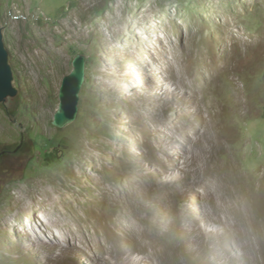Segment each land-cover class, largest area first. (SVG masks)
<instances>
[{
	"label": "rangeland",
	"instance_id": "rangeland-1",
	"mask_svg": "<svg viewBox=\"0 0 264 264\" xmlns=\"http://www.w3.org/2000/svg\"><path fill=\"white\" fill-rule=\"evenodd\" d=\"M0 22L19 90L0 104V212L18 195L47 204L39 191L52 187L69 200L62 212L99 218L108 232L104 248L62 239L59 255L0 230V264H264V0H0ZM141 24L159 25V40L137 34ZM78 54V116L58 128ZM171 122L193 123L191 139L163 143L154 128L169 135ZM107 133L132 153L134 194L109 169L101 180L129 207L74 177ZM219 216L231 228L212 226Z\"/></svg>",
	"mask_w": 264,
	"mask_h": 264
},
{
	"label": "bare ground",
	"instance_id": "bare-ground-1",
	"mask_svg": "<svg viewBox=\"0 0 264 264\" xmlns=\"http://www.w3.org/2000/svg\"><path fill=\"white\" fill-rule=\"evenodd\" d=\"M204 5L205 3L203 1V6ZM212 6L213 4L212 5L207 4L203 9L209 11V9H211ZM207 19L214 20L216 19V15L215 14L209 15L207 16ZM145 20L146 19L143 18V21ZM174 24L180 27V25L177 22H174ZM224 26L225 27L228 26L227 22L226 24H224ZM161 30L162 29L159 25L152 26L150 24H145V25L141 24L138 25L134 31L137 34L145 33L149 37L159 40V33ZM229 35L231 37L236 36V35L234 36V34L232 35L230 33L229 34L227 33V36ZM236 38L238 39L237 43L241 44V46L247 45V47H252V46L256 47L254 45H258V42L254 40L247 42L241 36L240 37L238 36ZM238 98L240 99V95L238 96ZM207 123H208L207 126L212 127L213 119H211ZM160 127L155 126L154 132H156L159 135V138L163 143L167 142V144H170L172 141H175V139L177 138L176 135L178 136L183 135V137H185L187 140H190L191 139L189 135L190 131L188 130V127L194 128V125L193 123H188L186 125L177 126L176 122H171L170 125L165 127L166 129L171 131L169 135H167V133L164 131L163 126L161 128ZM208 129L204 130L203 133L204 135H208ZM110 136L111 135H109L108 133L104 134L102 137L105 139V142L100 143L96 146L91 145L92 150L86 152V157H85L86 162L79 160L80 163L78 164V170H76V168L73 167L74 175H75L74 177L79 180L83 178H87L91 183L94 184V189H96L99 195L102 198H105L106 201L111 200L112 203L113 202L122 203L123 201L120 200L119 196H117L118 192L115 191L113 186L106 185L101 180V175L103 174V172H105L106 169H109L111 173L119 174L120 176L124 177L125 195L127 198L129 197V195L132 196V194H134V181L133 179H131L130 174L127 171V168H129V165L132 163V159H131L132 153L129 149H127V146H119V144L116 141H114ZM166 147L168 149V146ZM118 168H120V171H118ZM189 184L190 186L188 188L192 189L194 188V186H196L199 183L193 179ZM138 189L139 188H136L137 193H138ZM39 193L40 195L45 196V200L48 202L47 204L39 203V206H34L31 203L26 202V198L24 196L22 195L16 196L9 210L0 212V230L4 231L6 234L13 232L17 234V236L20 237L22 240H25L27 242L33 241L43 244L45 246L47 243H50L52 245L51 248H54V250H56L59 253V255H62L65 252L61 248L62 239L67 240L69 245L73 247H76L79 243H85L87 246L90 247L92 246L93 241L96 240L97 243H99V245L101 246V248H104L103 246L105 245L103 242V237L105 238V234H108V232H104L101 228H99V222L97 221L99 220V218L98 219H95V217L88 218L84 214L77 215L74 213L70 214V213L62 212L60 205L63 206L67 205L69 200H67L62 195H60V193L56 189H53L52 187L40 188ZM73 200L76 202L78 207H81L82 204L85 203V201L82 200L80 198V195L78 194ZM127 200H129V198ZM122 204L129 207L126 200ZM217 212H220V207H217ZM100 219L107 221V225L109 226V231H110L109 234H113V235L117 234L115 229L116 227L114 225L115 222L113 221L112 216L109 213H101ZM116 221L118 222L117 219ZM211 222H212V226L214 225L218 228L226 229L230 227V219L227 216L223 218L219 216ZM75 223L78 225V229L73 228V225ZM55 229L58 230V233L56 232ZM121 229L123 230V227ZM237 247L238 249L239 248L241 249L239 245H237Z\"/></svg>",
	"mask_w": 264,
	"mask_h": 264
},
{
	"label": "water",
	"instance_id": "water-1",
	"mask_svg": "<svg viewBox=\"0 0 264 264\" xmlns=\"http://www.w3.org/2000/svg\"><path fill=\"white\" fill-rule=\"evenodd\" d=\"M72 64L73 70L63 79L59 92L60 104L53 119V125L58 128L71 124L78 116L80 93L86 76V57L78 54ZM14 80L9 52L4 42V27L0 22V104L18 96L19 90Z\"/></svg>",
	"mask_w": 264,
	"mask_h": 264
}]
</instances>
